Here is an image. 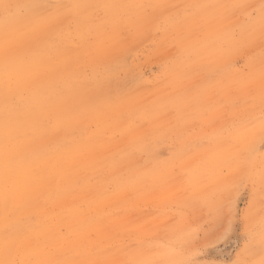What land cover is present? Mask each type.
<instances>
[{
    "label": "rangeland",
    "instance_id": "rangeland-1",
    "mask_svg": "<svg viewBox=\"0 0 264 264\" xmlns=\"http://www.w3.org/2000/svg\"><path fill=\"white\" fill-rule=\"evenodd\" d=\"M40 1L46 14L57 18L64 9L67 14L58 34L64 43L69 40L71 69L58 64L54 78L66 85L74 73L70 79L80 96L97 100L105 92L107 100L122 99L117 110L92 106L74 114V124L56 130L55 140L66 147L86 142L78 154L122 161L118 198L92 207L75 203L82 219L91 221L99 209L102 232L90 231L83 250L66 256L73 264L258 259L264 231V34L259 21L247 23L251 9L233 7L258 0ZM55 4L88 6L50 7ZM22 28L6 33L16 38ZM107 68L111 85L99 92L91 84H100ZM213 197L217 204L232 202L222 215L212 209ZM4 210L0 204V259H5ZM56 212L38 210L32 217L56 221ZM249 231L252 256L242 251ZM14 238L10 258L34 264L31 241Z\"/></svg>",
    "mask_w": 264,
    "mask_h": 264
},
{
    "label": "bare ground",
    "instance_id": "bare-ground-1",
    "mask_svg": "<svg viewBox=\"0 0 264 264\" xmlns=\"http://www.w3.org/2000/svg\"><path fill=\"white\" fill-rule=\"evenodd\" d=\"M11 3L14 7L8 13L9 8L5 9L3 5ZM62 17H67L65 9L56 18L55 12L46 14L42 11L40 0H0V189L4 186L7 151L14 158L11 187L25 194L17 199L15 207L4 210L5 228L12 236L31 241L34 264L64 261L73 264L66 255L71 252L78 255L79 250H83L84 235L90 231L102 232L98 224L99 209L94 210L90 221V218L82 219V211L75 203L92 207L110 202L120 193L117 169L122 161L116 156L86 157L77 153L85 148V141L66 147L63 141L55 140L58 127L68 128L74 124V114L87 111L92 106L96 109L108 105L109 109L117 110L122 105V99L107 100L103 96L105 92H100L103 86L107 88L110 84L109 67L106 76L99 80L100 84H91L100 92L98 98L95 96L100 101L96 105H92L96 99L78 94L77 82L71 80L75 78L74 73L70 75L71 79L65 80L66 85L54 78L58 64H62L61 69L66 71L71 69L68 66L71 52H66V48H71L69 40L64 39L67 44L64 43L58 34ZM18 25L23 27L22 33L16 38L8 36V28L15 31ZM57 39L60 45L58 53L55 49ZM12 47L15 51H11ZM101 57L102 54L99 60ZM87 88L84 92L82 88L83 94L87 93ZM5 131L12 133L7 144ZM126 159L124 157L123 162ZM92 177L98 181L93 182ZM107 185L113 188L110 194ZM0 204L5 207L2 201ZM54 208L57 209L56 221L46 222L32 217L38 210L47 209L50 213ZM62 228L65 230L63 235L60 234Z\"/></svg>",
    "mask_w": 264,
    "mask_h": 264
},
{
    "label": "snow or ice",
    "instance_id": "snow-or-ice-1",
    "mask_svg": "<svg viewBox=\"0 0 264 264\" xmlns=\"http://www.w3.org/2000/svg\"><path fill=\"white\" fill-rule=\"evenodd\" d=\"M70 6L75 7H86L88 5H65V4H55L51 5L52 8H68ZM3 7L5 9L9 8L10 5L4 4ZM36 7V6H33ZM142 7L145 8H151L155 7L154 5H143ZM233 7L239 8V9H251V11H248L247 14V23L250 26H254L257 21H259V27L261 30V33L264 34V0H258L257 4H240V5H234ZM239 38V37H237ZM261 73L264 74V65L261 66L260 69ZM12 137V133L10 131H5L4 133V141L7 144L9 140ZM5 164H4V186L3 189L0 190V201L3 202L5 209L16 206V201L18 198L23 197L25 194L22 192H19L18 190H15L13 187H11L12 183V163L14 158L6 151L5 152ZM231 201H223L219 204L216 203L215 197H213L212 201V209L214 210L215 214L217 216L222 215L225 208L229 207L231 205ZM262 224H264V221H262ZM218 235V234H217ZM17 243V238L12 237L10 234L8 228H5V237H4V244H3V253L5 256V259H0V264H20L19 261L13 260L10 257L12 256L13 252L15 251ZM253 243V237L252 233L249 231L246 233L245 238V247L242 249V251L246 254L253 255V251L251 248V245ZM260 255L258 259H246V260H235L232 261L231 264H264V231L261 232L260 236ZM55 264H70V262L64 261V262H55ZM181 264H196L195 259L186 258L181 262Z\"/></svg>",
    "mask_w": 264,
    "mask_h": 264
}]
</instances>
